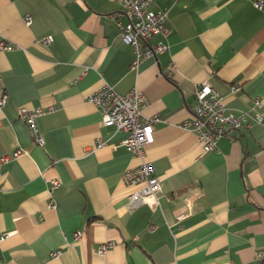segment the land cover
I'll use <instances>...</instances> for the list:
<instances>
[{"label":"crops","instance_id":"obj_1","mask_svg":"<svg viewBox=\"0 0 264 264\" xmlns=\"http://www.w3.org/2000/svg\"><path fill=\"white\" fill-rule=\"evenodd\" d=\"M253 2L154 0L168 12L170 34L149 44L168 48L133 69L135 53L112 18L118 0H0V41L14 47L0 50V95H8L0 156L24 150L0 170V233L9 234L0 264H264V124L230 130L212 152L181 127L204 82L232 114L253 98L264 103V8ZM50 34L51 44L38 42ZM105 83L121 93L139 88L149 98L143 115L160 117L146 147L160 207L127 209L133 188L122 175L139 160L86 99ZM230 84L241 90L228 94ZM22 105L55 107L38 118L43 145L18 119ZM98 139L107 144L86 152ZM53 179L61 186L51 193ZM107 241L114 247L99 253Z\"/></svg>","mask_w":264,"mask_h":264},{"label":"built area","instance_id":"obj_2","mask_svg":"<svg viewBox=\"0 0 264 264\" xmlns=\"http://www.w3.org/2000/svg\"><path fill=\"white\" fill-rule=\"evenodd\" d=\"M121 9L112 15V18L119 26L121 39L130 45L135 53L132 68L138 67L140 62L148 57L156 56L167 50L168 45L164 40L156 44H149V39L155 35L167 38L170 34L168 26V12L161 8H153L154 0H118ZM254 5L258 9L264 8V0H254ZM126 18V21L123 20ZM33 17L28 14L24 16V22L29 26ZM53 35H46L38 40L43 45L53 42ZM13 45L6 39L0 41V50H12ZM172 75L171 69L166 72ZM241 90V85L230 84L228 94L234 95ZM88 101L94 103L102 114V122L106 127H112L117 132L125 133L123 145L139 160L136 166L125 169L122 180L125 185L133 188L128 195L127 209L132 212L142 205L160 207L161 179L155 174L152 162L146 158V147L154 142L155 124L160 121L157 115L145 117L143 109L148 105L149 98L145 92L137 87L128 92H118L113 86L105 83L103 86L90 93ZM226 96L213 87L210 83L204 82L197 85L194 90V104L192 107V117L187 118L181 127L196 134L203 143L207 152L216 151L218 140L228 135L230 130L251 128L255 123L264 124V103L261 97L253 98L252 105L247 110L241 111L239 115L227 111L225 105ZM8 102L7 93L0 95V107ZM55 110L54 106L30 107L22 105L17 110L18 119L27 124L30 129L35 144L43 145L44 139L39 133L38 118ZM107 144L101 139L95 144L86 148V152L103 148ZM24 150L18 148L13 154L0 156V170L2 165L12 158L22 156ZM61 186V182L53 179L50 185V192L53 193ZM56 206L52 197L49 203L50 208ZM182 218V217H180ZM150 230H155L156 226L149 225ZM9 234L0 233V243L8 238ZM75 239L82 237V232H75ZM114 241H107L99 245L98 252L105 253L113 248ZM61 251L52 252V256L57 258ZM259 259H264V249L257 253Z\"/></svg>","mask_w":264,"mask_h":264}]
</instances>
